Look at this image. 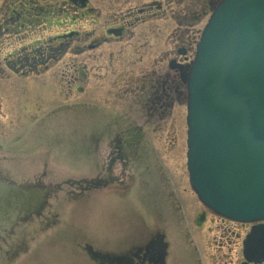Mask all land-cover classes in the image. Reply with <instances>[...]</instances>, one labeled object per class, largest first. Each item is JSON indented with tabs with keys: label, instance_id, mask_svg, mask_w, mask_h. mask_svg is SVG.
Here are the masks:
<instances>
[{
	"label": "water",
	"instance_id": "1",
	"mask_svg": "<svg viewBox=\"0 0 264 264\" xmlns=\"http://www.w3.org/2000/svg\"><path fill=\"white\" fill-rule=\"evenodd\" d=\"M180 70L189 91L193 189L223 216L264 220V0H224L203 32L193 65ZM117 134L127 145L113 151L109 161ZM7 151L0 146V168L7 176L39 181L55 193L42 218L34 216L18 226L16 236L2 248L0 264H88L85 244L117 251L118 241L128 234L148 238L140 236L150 225L164 233L169 262L198 263L192 252L197 245L186 218H181L171 179L151 137L130 113L68 102L42 115L20 151ZM33 162L48 166L40 170ZM108 166L112 172L107 173ZM101 174L110 180L107 188L93 181ZM83 177L88 180L81 181ZM25 196L21 201L6 199V208L29 215L46 201L40 190L26 191ZM248 247L264 256V227L254 229Z\"/></svg>",
	"mask_w": 264,
	"mask_h": 264
},
{
	"label": "flooded vegetation",
	"instance_id": "2",
	"mask_svg": "<svg viewBox=\"0 0 264 264\" xmlns=\"http://www.w3.org/2000/svg\"><path fill=\"white\" fill-rule=\"evenodd\" d=\"M187 1L102 0L100 5L109 8L103 14L99 11L101 6L96 7L92 0H2L0 100L5 94L24 96L28 87H48L45 81L39 79L47 73L52 75L51 81H55L57 86L66 88V95L69 96L77 83H85L91 70L111 68L112 62L97 64L104 60L105 55L93 51H97L103 43H117L127 35L133 36L132 29L139 26L146 25L147 34H150L149 23L163 17L166 19L169 15L174 23L170 36L173 42L155 58L152 67L139 70L128 81V85L134 87L140 81L144 82L143 89H150L144 103L148 111L169 107L175 94L177 99L182 95L178 79L171 72V65L188 63L193 50L191 42L195 32L188 31L187 24H198L204 19L207 21L220 0H190L192 9L186 14L181 8ZM90 23L91 27H88ZM123 52L120 50L118 57L123 56ZM159 69L161 73L154 75ZM153 75L157 79L156 83ZM115 145L118 153L124 143L118 139ZM200 209L201 216L196 218L197 224L203 226L210 219L214 225V229H211L212 241L208 246L214 249L213 264H264V259L249 262L244 256V244L253 224L233 222L218 217L204 207L200 206ZM158 236V232L154 233L120 255L102 254L92 249L89 252L95 264H162L163 248ZM216 240L217 247L214 246ZM166 260L167 256L165 264Z\"/></svg>",
	"mask_w": 264,
	"mask_h": 264
},
{
	"label": "rangeland",
	"instance_id": "3",
	"mask_svg": "<svg viewBox=\"0 0 264 264\" xmlns=\"http://www.w3.org/2000/svg\"><path fill=\"white\" fill-rule=\"evenodd\" d=\"M92 1L96 7L101 6L100 1L102 0ZM189 1L185 2L181 8L186 14L192 9ZM99 9L103 14L107 10L109 11V8L107 9L103 5ZM115 10L116 12L118 11L117 6ZM204 20V22L202 21L198 24H187V30L195 32V38L191 42L192 46L198 41L200 32L206 22V19ZM149 25L150 34H147L146 25L139 26L132 29L133 36L127 35L128 37L125 36L122 41L117 43L114 41L103 43L96 49L97 51H93V53L101 52L105 55L104 60L98 61L97 64L107 65L112 62L111 68H94L90 71L85 83H77L71 89L69 96L66 95V88H61L59 85L57 86L55 81H51L53 77L49 73L39 78L45 81V86L48 87H28L26 94L19 98H13L12 94L9 96L3 95L0 100V146L3 145L1 146L2 148L12 152L20 151L27 136L42 115L52 108L68 102H92L109 109L130 113L151 137L161 162L170 174V179L176 185L180 198L183 200L184 213L188 216L187 223L197 248L200 247L199 240H201L202 245L209 246L213 236L211 229H214L212 221L208 219L203 226H198V229L192 225L195 218L201 216V209L194 203L186 169V98L178 100L175 94L172 105L149 113L146 111L148 107L146 109L143 106L146 101V94H148L150 89H143L144 82L141 81L136 87L128 85V81L134 78L139 70H146V68L152 67L155 58L159 57L167 49L169 43L173 42V37L170 36L174 23L169 18V15L166 19L163 17L161 20L150 22ZM183 26L185 27L186 25L183 24ZM88 27H91V23ZM120 50L125 52L122 53L123 56L118 57L117 54ZM112 53L113 56H111ZM193 54L194 51L191 55ZM1 57L0 55V59ZM77 57L80 58L81 56ZM134 61L136 62L135 64L133 63ZM155 68L153 67V69ZM84 71L86 73L85 69ZM158 71L154 75L161 73L160 69ZM154 75L152 76L153 78H155ZM156 81L157 79L155 78L154 82L156 83ZM178 85L181 91L185 89L180 83ZM16 101L20 102V104L18 105ZM145 115L149 119H146ZM18 116L25 118L21 120V127L16 126L21 129L17 133L15 126L9 127V130H7L8 119L11 117L15 119ZM28 118L33 119L25 122ZM14 133H16L17 138L15 139L17 141L14 139ZM214 235H216V232ZM214 246H218L217 240ZM237 251H239V248ZM213 252L214 249L212 247L205 248L207 258L204 261L206 264H213V259L215 258L213 257ZM224 260L227 261L228 259L224 258Z\"/></svg>",
	"mask_w": 264,
	"mask_h": 264
}]
</instances>
